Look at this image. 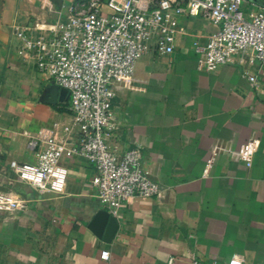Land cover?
I'll return each mask as SVG.
<instances>
[{
	"label": "crops",
	"instance_id": "1",
	"mask_svg": "<svg viewBox=\"0 0 264 264\" xmlns=\"http://www.w3.org/2000/svg\"><path fill=\"white\" fill-rule=\"evenodd\" d=\"M81 1L0 0V192L25 201L0 211V264H264V65L248 51L211 72L200 68L192 43L214 31L202 18L180 20L186 35L173 53L136 62L133 89L114 88L105 142L119 155L137 148L161 194L120 208L111 242L88 229L103 207L85 159L62 160V195L15 180L11 161L37 163L27 135L71 117L68 94L19 58L12 26L64 23ZM245 5L264 13V0ZM250 138L257 148L247 168L227 152Z\"/></svg>",
	"mask_w": 264,
	"mask_h": 264
},
{
	"label": "built area",
	"instance_id": "2",
	"mask_svg": "<svg viewBox=\"0 0 264 264\" xmlns=\"http://www.w3.org/2000/svg\"><path fill=\"white\" fill-rule=\"evenodd\" d=\"M243 0H82L70 6L69 19L50 27L12 26L19 41L17 54L68 94L70 121L27 135L37 151L35 165L10 162L15 180L35 189L62 195L68 171L63 159L81 157L93 167L91 186L110 215L135 199L159 197L160 185L149 178L137 148L117 154L109 150L105 132L111 127L115 87L133 89L136 62L149 52L173 53L175 41L186 35L184 18H202L214 31L192 48L198 66L207 72L251 51L264 65V13L241 11ZM251 83L255 82L249 77ZM257 140L248 139L229 157L252 165ZM222 148H214L213 154ZM225 150V149H224ZM210 166V162L208 163ZM25 201L0 192V211L23 208ZM102 261L109 252L102 251ZM169 258L166 264H173ZM190 264H201L191 260ZM215 264V263H212ZM227 264H241L231 259Z\"/></svg>",
	"mask_w": 264,
	"mask_h": 264
},
{
	"label": "water",
	"instance_id": "3",
	"mask_svg": "<svg viewBox=\"0 0 264 264\" xmlns=\"http://www.w3.org/2000/svg\"><path fill=\"white\" fill-rule=\"evenodd\" d=\"M53 84V83H51ZM55 85V84H53ZM56 86V85H55ZM59 88V87H58ZM65 95L67 91L60 88ZM52 97V96H51ZM53 98V97H52ZM49 102V101H47ZM50 103V102H49ZM118 228V222L115 217L109 214L106 210H99L91 219L88 229L98 238L102 239L103 242L109 243L112 241Z\"/></svg>",
	"mask_w": 264,
	"mask_h": 264
},
{
	"label": "rangeland",
	"instance_id": "4",
	"mask_svg": "<svg viewBox=\"0 0 264 264\" xmlns=\"http://www.w3.org/2000/svg\"><path fill=\"white\" fill-rule=\"evenodd\" d=\"M241 11L244 13V15L246 16L248 13H250V12H257L258 10H257V8H255V7H250V6H242V8H241Z\"/></svg>",
	"mask_w": 264,
	"mask_h": 264
}]
</instances>
